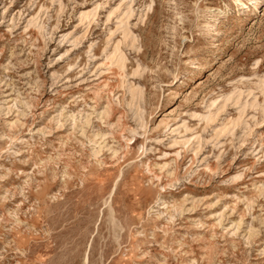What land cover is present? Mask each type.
Returning <instances> with one entry per match:
<instances>
[{
    "label": "rangeland",
    "instance_id": "obj_1",
    "mask_svg": "<svg viewBox=\"0 0 264 264\" xmlns=\"http://www.w3.org/2000/svg\"><path fill=\"white\" fill-rule=\"evenodd\" d=\"M0 264H264V0H0Z\"/></svg>",
    "mask_w": 264,
    "mask_h": 264
},
{
    "label": "bare ground",
    "instance_id": "obj_2",
    "mask_svg": "<svg viewBox=\"0 0 264 264\" xmlns=\"http://www.w3.org/2000/svg\"><path fill=\"white\" fill-rule=\"evenodd\" d=\"M255 3H256V1H255ZM249 6V5H248ZM243 7H244V4H243ZM117 50V49H116ZM112 58L114 59V60H116L117 62H118V64L119 65H124V58H123V55L121 54V52L119 51V52H117L116 54L114 53V55L112 56ZM165 202V201H164ZM164 202H163V200H162V202H161V204H163L164 205ZM167 205V204H166ZM165 206V205H164ZM168 206V205H167ZM159 211V210H158Z\"/></svg>",
    "mask_w": 264,
    "mask_h": 264
}]
</instances>
